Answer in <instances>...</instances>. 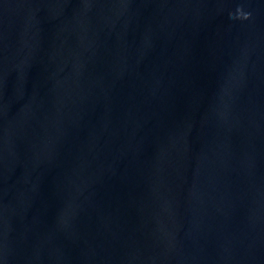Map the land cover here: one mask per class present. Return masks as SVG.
I'll list each match as a JSON object with an SVG mask.
<instances>
[{
    "label": "water",
    "instance_id": "obj_1",
    "mask_svg": "<svg viewBox=\"0 0 264 264\" xmlns=\"http://www.w3.org/2000/svg\"><path fill=\"white\" fill-rule=\"evenodd\" d=\"M0 264H264V0H0Z\"/></svg>",
    "mask_w": 264,
    "mask_h": 264
}]
</instances>
